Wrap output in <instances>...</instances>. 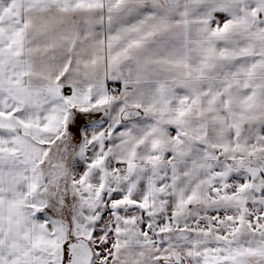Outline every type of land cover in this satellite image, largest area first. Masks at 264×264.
I'll return each mask as SVG.
<instances>
[{
  "label": "snow or ice",
  "instance_id": "6c2138e0",
  "mask_svg": "<svg viewBox=\"0 0 264 264\" xmlns=\"http://www.w3.org/2000/svg\"><path fill=\"white\" fill-rule=\"evenodd\" d=\"M0 264H264V0H0Z\"/></svg>",
  "mask_w": 264,
  "mask_h": 264
}]
</instances>
